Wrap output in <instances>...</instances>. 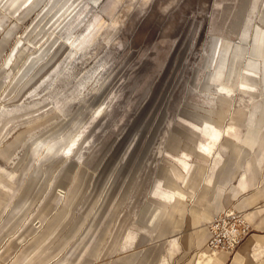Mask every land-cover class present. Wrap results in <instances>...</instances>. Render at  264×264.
<instances>
[{
    "label": "rangeland",
    "instance_id": "rangeland-1",
    "mask_svg": "<svg viewBox=\"0 0 264 264\" xmlns=\"http://www.w3.org/2000/svg\"><path fill=\"white\" fill-rule=\"evenodd\" d=\"M59 1L0 0V264H231L249 239L263 251L245 264H264V170L236 195L219 182L236 146L258 150L237 136L263 96L209 80L215 39L240 41L246 18L264 29V0L238 30L219 15L233 0ZM226 209L251 232L212 251Z\"/></svg>",
    "mask_w": 264,
    "mask_h": 264
},
{
    "label": "crops",
    "instance_id": "crops-1",
    "mask_svg": "<svg viewBox=\"0 0 264 264\" xmlns=\"http://www.w3.org/2000/svg\"><path fill=\"white\" fill-rule=\"evenodd\" d=\"M66 1L67 0H60L58 6H60V8L63 6L62 9L66 8ZM251 11L252 8L249 13ZM249 22L250 19L247 18L244 24L245 27L240 33V41L232 42L229 47L224 46V41L221 42L218 54L214 58L217 59L214 70L209 74V80L216 82L219 89L225 90L227 93L237 87L241 91L259 93V95L263 96L262 100L257 99L253 101L252 108L245 118V123L248 126L247 133L243 137L237 136L238 139L246 143L251 149H255L257 144L260 145L258 150L252 154L249 149L236 146L235 156L232 158L234 163L226 164L219 178V182L222 186L228 185L226 194L231 196L242 192L247 187L256 185L257 175L260 173V170H264L261 167V163L264 160V147L261 145L264 142V130L260 128L264 117V82L259 83L256 81L260 70L259 59L264 58V29L260 28V26H255L252 32H250L248 29ZM220 98L226 102L230 100L228 96L221 95ZM258 111L260 114L256 116ZM204 131L214 142L221 138L220 128L212 123L207 124ZM201 150L210 151L211 148L205 145ZM246 156H250L247 161L245 160ZM185 165H187V163H185ZM195 169L196 167L191 170L190 175L194 173ZM238 171L241 172L239 183L233 184L231 180ZM164 176L167 185L171 187L175 185L174 176L183 178V176L175 170L166 172ZM185 179H187V177H185ZM221 189H223V187ZM254 248H261L263 251L261 239H249L232 259L231 264H245L253 261L256 258V254L252 252ZM138 255L139 252H134L129 258L128 264H134L135 261H138ZM22 258L28 259L27 254H24ZM224 259L225 256H220L216 258L215 261L221 264Z\"/></svg>",
    "mask_w": 264,
    "mask_h": 264
},
{
    "label": "built area",
    "instance_id": "built-area-1",
    "mask_svg": "<svg viewBox=\"0 0 264 264\" xmlns=\"http://www.w3.org/2000/svg\"><path fill=\"white\" fill-rule=\"evenodd\" d=\"M207 247L212 251H233L251 232L248 217L235 209L217 213L208 226Z\"/></svg>",
    "mask_w": 264,
    "mask_h": 264
},
{
    "label": "bare ground",
    "instance_id": "bare-ground-1",
    "mask_svg": "<svg viewBox=\"0 0 264 264\" xmlns=\"http://www.w3.org/2000/svg\"><path fill=\"white\" fill-rule=\"evenodd\" d=\"M230 1H232V0H230ZM237 1H239V3L237 4V6H235L236 4L234 3V2H237ZM237 1H232V2H230L229 3V1H228V4L227 5H225L226 3H224V5H225V7L227 6V8L225 9L224 8V6H222V8H224V9H222V14H220L219 12V15H222V16H224V17H222V20L224 19L225 20V18H228V19H230V25H228V23H227V21H226V23H227V25L229 26L228 28H230V26H231V28L234 30L235 28L237 29V28H239V27H237L238 26V24L241 22V20H242V18L244 19V16H247L248 15V13H249V11H250V9L252 8V5L254 6V4H255V6H256V1H254L253 2V4L251 5V6H249V7H247L248 5H247V1L248 0H242V1H240V0H237ZM250 2V1H249ZM262 4V3H261ZM229 6V7H228ZM262 6V8H263V10H260V11H262V13H261V15H260V17H259V19H261L262 21H264V3L261 5ZM218 10V11H219ZM224 10V11H223ZM215 14H216V12H215ZM214 15V14H213ZM218 15V16H219ZM217 18H219V17H217L216 16V20H217ZM247 19V18H246ZM218 22V25L222 22V21H217ZM216 22V23H217ZM220 22V23H219ZM225 22V21H224ZM215 23V24H216ZM246 23V20H245V22H244V24ZM214 25V24H213ZM216 28L218 27L217 25H214ZM225 27H226V25H224ZM213 27V26H212ZM215 29V28H214ZM220 29H222V27L220 28ZM224 29V28H223ZM216 30V29H215ZM238 30V29H237ZM211 31H212V28H211ZM225 31V30H224ZM230 31V30H229ZM216 32V31H215ZM226 32V31H225ZM227 33H228V31H227ZM230 33V32H229ZM231 34H232V32H231ZM234 34V33H233ZM236 34V33H235ZM228 36V35H227ZM221 37V36H220ZM219 37V38H220ZM221 40L220 39H218V38H216L215 39V41H214V44H213V49H212V53H213V57L215 58V56L218 54V51H219V47H220V45H221ZM255 214V213H254ZM253 217V216H252ZM256 219V218H255Z\"/></svg>",
    "mask_w": 264,
    "mask_h": 264
}]
</instances>
